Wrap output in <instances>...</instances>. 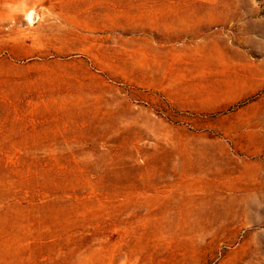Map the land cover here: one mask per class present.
<instances>
[{
    "label": "rangeland",
    "instance_id": "374dc122",
    "mask_svg": "<svg viewBox=\"0 0 264 264\" xmlns=\"http://www.w3.org/2000/svg\"><path fill=\"white\" fill-rule=\"evenodd\" d=\"M163 1L0 0V264H264V0H171L256 60L215 111L121 78V18Z\"/></svg>",
    "mask_w": 264,
    "mask_h": 264
},
{
    "label": "crops",
    "instance_id": "0c3cea01",
    "mask_svg": "<svg viewBox=\"0 0 264 264\" xmlns=\"http://www.w3.org/2000/svg\"><path fill=\"white\" fill-rule=\"evenodd\" d=\"M127 15L120 21L119 44L125 47L122 60L135 62V72H121V78L141 91L157 93L179 110L215 111L261 86L255 58L219 31L222 8L168 0Z\"/></svg>",
    "mask_w": 264,
    "mask_h": 264
},
{
    "label": "bare ground",
    "instance_id": "6f19581e",
    "mask_svg": "<svg viewBox=\"0 0 264 264\" xmlns=\"http://www.w3.org/2000/svg\"><path fill=\"white\" fill-rule=\"evenodd\" d=\"M30 16H31V13H29V18H30Z\"/></svg>",
    "mask_w": 264,
    "mask_h": 264
}]
</instances>
